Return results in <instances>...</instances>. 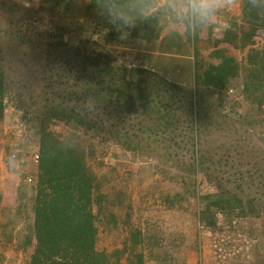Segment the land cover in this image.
I'll use <instances>...</instances> for the list:
<instances>
[{"label":"rangeland","instance_id":"obj_1","mask_svg":"<svg viewBox=\"0 0 264 264\" xmlns=\"http://www.w3.org/2000/svg\"><path fill=\"white\" fill-rule=\"evenodd\" d=\"M86 1L0 0V264H29L43 120L82 147L87 255L264 264V39L240 46L242 0L195 39L164 22L107 31Z\"/></svg>","mask_w":264,"mask_h":264},{"label":"trees","instance_id":"obj_2","mask_svg":"<svg viewBox=\"0 0 264 264\" xmlns=\"http://www.w3.org/2000/svg\"><path fill=\"white\" fill-rule=\"evenodd\" d=\"M83 7L98 10L95 0H87ZM105 24L107 31L114 27L110 23ZM235 35L240 40V46L251 43L255 35L264 39V10H250L246 0H242ZM2 96L0 78V118ZM73 109L70 108L71 111ZM51 115L56 117L58 113L52 112ZM71 115L64 113V121L70 120L71 124L76 125L82 122L79 115ZM40 124L31 203L33 243L29 264H115L116 259H110L113 252L95 250L91 255L86 254L87 247L93 242V232L91 213L82 209L84 195L80 192L82 178L79 173L86 167L77 160L76 154L82 148L78 137L69 132L59 141L44 120ZM211 204L207 203L206 206ZM204 211L202 219L212 224V214L209 212L204 215Z\"/></svg>","mask_w":264,"mask_h":264},{"label":"clouds","instance_id":"obj_3","mask_svg":"<svg viewBox=\"0 0 264 264\" xmlns=\"http://www.w3.org/2000/svg\"><path fill=\"white\" fill-rule=\"evenodd\" d=\"M250 10H264V0H246ZM241 0H95V5L108 23L118 29H131L147 23L155 27L162 22L170 28V33H180L195 39L198 34L219 24L224 13L236 9ZM224 30L230 28L225 21ZM92 98L86 103H91ZM94 108V104H91ZM16 145L5 159V167L10 174L21 168Z\"/></svg>","mask_w":264,"mask_h":264}]
</instances>
